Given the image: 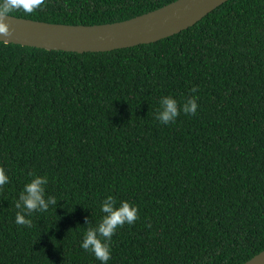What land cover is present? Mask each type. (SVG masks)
<instances>
[{
  "label": "trees",
  "instance_id": "trees-1",
  "mask_svg": "<svg viewBox=\"0 0 264 264\" xmlns=\"http://www.w3.org/2000/svg\"><path fill=\"white\" fill-rule=\"evenodd\" d=\"M175 1L42 0L7 15L93 26ZM163 96L195 97V114L161 124ZM0 169V264H100L80 245L108 196L137 208L108 264H244L264 251V0L110 52L0 42ZM32 176L57 204L25 226L15 203Z\"/></svg>",
  "mask_w": 264,
  "mask_h": 264
},
{
  "label": "water",
  "instance_id": "water-1",
  "mask_svg": "<svg viewBox=\"0 0 264 264\" xmlns=\"http://www.w3.org/2000/svg\"><path fill=\"white\" fill-rule=\"evenodd\" d=\"M228 0H177L135 18L103 25L52 24L6 15L0 42L71 53H99L155 43L192 27ZM244 264H264V251Z\"/></svg>",
  "mask_w": 264,
  "mask_h": 264
},
{
  "label": "clouds",
  "instance_id": "clouds-1",
  "mask_svg": "<svg viewBox=\"0 0 264 264\" xmlns=\"http://www.w3.org/2000/svg\"><path fill=\"white\" fill-rule=\"evenodd\" d=\"M42 0H5L0 4V34L8 35L7 25L2 23V18L11 10L22 7L24 11L31 12ZM196 91V89H192ZM196 98L188 99L183 105H178L172 96H163L159 101V109L156 119L164 125L174 122L182 111L188 115L196 112ZM29 175H32L31 173ZM8 183V177L3 169H0V186ZM48 183L46 176H32L19 193L15 203L18 209L15 217L17 224L30 226L31 220L26 215L32 212H46L50 206H55L57 200L53 196L45 198V185ZM100 211L103 213L100 221L85 231L81 241V248L90 251L100 264H108L111 258L109 242L117 227L125 223L132 224L137 219V208L126 201H121L119 206L113 197L108 196L100 204Z\"/></svg>",
  "mask_w": 264,
  "mask_h": 264
}]
</instances>
